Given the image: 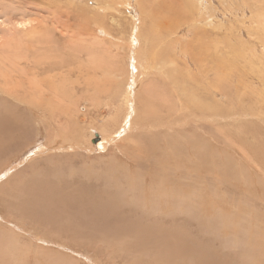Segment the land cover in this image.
Instances as JSON below:
<instances>
[{
  "label": "rangeland",
  "instance_id": "rangeland-1",
  "mask_svg": "<svg viewBox=\"0 0 264 264\" xmlns=\"http://www.w3.org/2000/svg\"><path fill=\"white\" fill-rule=\"evenodd\" d=\"M96 1L115 0H0V245L16 264H264V0H127L104 14ZM152 11L155 69L134 86L133 131L103 146L133 74L123 40ZM209 38L230 46L196 57ZM209 57L244 85L211 97Z\"/></svg>",
  "mask_w": 264,
  "mask_h": 264
},
{
  "label": "bare ground",
  "instance_id": "bare-ground-1",
  "mask_svg": "<svg viewBox=\"0 0 264 264\" xmlns=\"http://www.w3.org/2000/svg\"><path fill=\"white\" fill-rule=\"evenodd\" d=\"M198 1V2H197ZM199 1L200 0H191L190 2L193 4V8H194V10L199 6ZM203 1H205V0H203ZM202 1V2H203ZM241 1V0H240ZM249 1V0H248ZM261 1H263V0H261ZM97 3H95V5H93V6H98L97 8H94V10H95V12H97V13H100V14H104L105 12H108V10L110 9V10H113V11H117V12H119V9L121 8V7H125L126 5H127V0H115V1H112V2H110V3H108V4H103V3H101V2H99V1H96ZM145 2H147V0H137L136 1V5H137V3H145ZM188 2H189V0H188ZM187 2V3H188ZM198 3V4H195V3ZM243 2H244V0H243ZM246 2V1H245ZM190 4V3H189ZM139 5V4H138ZM158 6V5H157ZM169 6H171V5H169ZM243 6V11H245V7H246V4L244 3V5H242ZM250 6V5H249ZM260 8H261V6H259ZM119 8V9H118ZM141 8V7H140ZM159 8H161V7H159ZM159 8H158V10H159ZM167 8H168V6H167ZM260 8H257V9H259V10H257L256 11V13H257V15H258V18H260V19H257V21H255L254 23L256 24V28L257 29H259V31H263L264 30V12H262V11H264V10H260ZM138 9V8H137ZM151 9V8H150ZM175 9V8H174ZM203 9V8H202ZM209 9V8H208ZM207 9V10H208ZM263 9V8H262ZM162 10V9H161ZM183 10V9H182ZM190 10V9H189ZM189 10H187V8H186V10H185V12L186 11H189ZM126 11V10H125ZM160 11V10H159ZM163 11V10H162ZM142 12V11H141ZM205 12V11H204ZM126 13V12H125ZM143 13V12H142ZM145 13V12H144ZM143 13V14H144ZM147 13H148V10H147ZM156 12H154V11H152V13H149V15L146 17V14L145 15H139V17H140V24H139V30H137V33L136 34H133L132 33V30H130V33H129V35H128V37H127V39H124L123 41H125L126 42V49H127V51H128V55H129V66H130V68L131 69H133V74L132 75H130V73H131V70H129L128 71V73H127V82L125 83V85L123 86L124 87V89L121 91V93L119 94V99H120V101L121 102H119L120 104H121V112H123V114H122V116H121V118H120V121L119 122H117L118 124H115L114 126H113V129L112 130H110L111 131V133L110 134H108L107 136H102L103 137V146H104V143L107 141V142H109V141H113L114 139H113V136H116V139L117 138H119L120 137V135H127V134H129V132H131V131H133L132 130V125H133V123H132V121H133V118H131V117H133V116H135V113L138 111V109H137V107H136V105L134 104V96H135V94H134V92H135V87L134 86H136V81L138 80H141V79H143V78H146L148 75H149V71H150V69L153 67V69H155L154 67H155V58H154V48L158 45H156V41H155V39L157 38L156 37V33H158V31H157V28H158V26H156V24H155V21H156V14H155ZM158 13V12H157ZM165 13H167V11L165 12ZM172 13V12H171ZM200 13V12H199ZM215 13V12H214ZM114 13H110V17H113L114 18V15H113ZM193 14V13H192ZM207 14H210L209 13V11L207 12ZM165 15V14H164ZM163 15V16H164ZM173 15V14H172ZM171 15V16H172ZM189 15V14H188ZM212 15H213V13H212ZM162 16V15H161ZM23 17V16H22ZM175 17V16H174ZM192 17V16H191ZM202 17V16H201ZM215 17V16H214ZM163 18V17H162ZM162 18H161V20H162ZM193 18H194V16H193ZM160 19V18H159ZM163 19H167V18H163ZM150 20H151V22H150ZM160 20V21H161ZM168 20V19H167ZM192 20V19H191ZM194 20V19H193ZM213 20V19H212ZM253 20H255V18L253 19ZM10 21V20H9ZM114 21V20H113ZM159 21V22H160ZM164 21V20H163ZM168 21H170V20H168ZM204 21H206V20H204ZM203 21V22H204ZM132 22V21H131ZM147 22H149V24H147ZM169 23V22H168ZM176 23V22H175ZM195 23V22H194ZM207 23V22H206ZM131 24H133V22L131 23ZM193 24V23H192ZM210 24V27L212 28L213 27V25L214 26H216V24H213V22L211 23H209ZM95 25V24H94ZM129 25V24H128ZM218 25V24H217ZM143 26H145V28H146V30H147V32H146V34L144 35V33L142 32V29H141V27H143ZM170 26V25H169ZM191 27V26H190ZM164 28V27H163ZM198 28V27H197ZM217 28V27H216ZM256 28H255V30H256ZM97 30H99V29H101V30H103V28L102 27H99L98 26V28H96ZM165 29V28H164ZM214 29V28H213ZM162 30V29H161ZM169 30V29H168ZM211 30V29H210ZM219 30V29H218ZM253 30V29H252ZM254 30V31H255ZM21 31H23V30H21ZM25 31V30H24ZM32 31V30H31ZM104 31V30H103ZM170 31V30H169ZM211 31H213V30H211ZM9 32V31H8ZM135 32V31H134ZM166 32H168V31H166ZM221 32V31H220ZM106 33V32H105ZM251 33V32H250ZM25 34V33H24ZM170 34V33H169ZM214 34H216V31H215V33ZM254 34V33H253ZM171 35V34H170ZM205 35V34H204ZM218 35V34H217ZM172 36V35H171ZM171 36H168L169 38L171 37ZM216 36V35H215ZM208 37V36H207ZM206 38V37H205ZM215 38V37H214ZM236 38V37H235ZM29 39L31 40H33L34 41V36L33 37H29ZM158 39V38H157ZM9 40H10V38H9ZM246 40H248V39H246ZM8 41V40H7ZM16 41V40H15ZM19 41V40H18ZM207 41L208 42H206V44H202L201 42H199L198 44H197V46L195 47V53H194V55H196V57L198 56V54H205L206 55V57H208L207 55H208V53L209 52H212V54H218V55H220L221 54V47H220V45L222 46V48L223 49H225L226 50V48L228 49V47L230 46L229 45V43H227V41H226V39H223V41L221 42V43H219V44H217V45H215L214 44V41H213V43H212V40H211V38H209V40L207 39ZM226 41V42H225ZM10 42V41H9ZM20 42V41H19ZM203 42V41H202ZM219 42V41H218ZM152 43H155V46H152V45H150V44H152ZM215 43H217V42H215ZM264 42H262L261 44H263ZM11 44V43H10ZM9 44V45H10ZM212 44H213V47H212ZM6 45H8V44H6ZM115 45V44H114ZM150 45V46H149ZM149 46V47H148ZM115 47H120V46H118V44H117V46L115 45ZM124 47V46H123ZM122 47V48H123ZM148 47V48H147ZM174 48H175V46H174ZM174 48H172V50L175 52V50H174ZM6 49V48H5ZM5 49H3L2 51H5V53H6V50ZM7 49H12L13 51V55L11 54V56H12V60H14V61H12L13 63H17V65H18V61L20 60V58H19V54H20V52H19V49L18 48H16V46H13L12 44H11V46H8L7 47ZM117 49V48H116ZM119 49V48H118ZM147 49V50H146ZM212 50V51H211ZM230 50V49H229ZM0 52V58H4V53L3 52ZM148 51V52H147ZM174 52H172V53H174ZM7 54H8V52H7ZM156 54V53H155ZM175 54V53H174ZM190 54V53H189ZM210 54V53H209ZM227 54V53H226ZM158 55V54H157ZM204 55V56H205ZM202 56V55H201ZM211 56H213V55H211ZM249 56V55H248ZM169 57V56H168ZM176 57V56H175ZM175 57H173V59H175ZM195 57V56H194ZM203 57V56H202ZM254 57V56H253ZM156 58H157V56H156ZM170 58V57H169ZM210 58V57H209ZM251 59V58H250ZM259 59H261V58H259ZM171 61H172V58L170 59ZM219 60V59H218ZM174 61V60H173ZM175 61H176V59H175ZM178 62H179V60H177ZM205 60H201V62H199V63H202V66H200V71H201V69L203 70V68L205 69L204 71H202L201 73H202V76L204 77V81H200V83L201 84H203L204 86H207V88L209 87L210 89H212L211 91L212 92H210V90L208 89H205V91H207V92H209L210 93V96H211V93H213V94H215V90H216V92H222V93H224V91H228L227 89H230V87H231V85H228V83H227V79H226V76H229V71H228V69H226L227 67H229V66H227V64H226V59H224L223 58V60H219V63H218V61L217 60H215L214 58H210V60L208 61V62H204ZM248 62V61H247ZM255 62V61H254ZM3 63V62H2ZM150 63L152 64L151 66H150ZM177 63V62H176ZM184 63V62H183ZM187 63V62H186ZM4 64V63H3ZM89 64L92 66V68H93V70L95 71V69L97 70V68H101L102 66H100V64H99V62L97 61V57H95V56H91L90 58H89ZM249 64V63H248ZM12 66H14V64H11ZM21 65V64H20ZM178 65V64H177ZM199 65V64H198ZM184 66V65H183ZM207 68H206V67ZM247 66V65H246ZM259 66V65H258ZM7 67H9V66H7ZM15 67V66H14ZM160 67V66H159ZM174 67V66H173ZM188 67V66H187ZM247 67H249V66H247ZM10 68V67H9ZM8 68V69H9ZM15 68H17V67H15ZM249 68H251V67H249ZM248 68V69H249ZM253 68H254V66H253ZM11 69H13V68H11ZM225 70L224 72H220L219 70ZM23 70V69H22ZM263 70V69H262ZM18 71H19V69H18ZM48 71H49V69H48ZM117 71V70H116ZM50 72V71H49ZM130 72V73H129ZM160 71L158 70V73H159ZM218 72H220L219 74H218ZM9 73H10V71H9ZM115 73V72H114ZM163 74V73H162ZM240 74V73H239ZM7 75H8V73H7ZM6 75V76H7ZM211 75H212V78H214V79H216V78H220V80L219 79H216V81L214 82V79H211ZM244 75V74H243ZM0 76H2V75H0ZM5 76V75H4ZM9 76V75H8ZM117 77V75H114V77ZM197 76V75H196ZM12 77V76H11ZM159 78V77H158ZM189 78H191V83H193V82H195L196 80L198 81V79H195V75H193L192 74V76H190L189 75ZM229 78V77H228ZM253 78V77H252ZM257 78V77H256ZM262 78V77H261ZM185 79V78H184ZM230 79V78H229ZM149 80V79H148ZM259 80H261V79H259ZM129 81H130V84H129ZM150 81V80H149ZM214 82V83H213ZM242 82H244V81H242ZM5 83V82H4ZM60 83V82H59ZM253 83V82H252ZM92 84V83H91ZM200 84V85H201ZM244 85L243 83H240V84H238L237 83V85L238 86H240V85ZM36 85H38L39 87H37V88H41L40 86H42L41 84L39 85V84H37V83H35L34 84V86L36 87ZM94 85V84H93ZM112 85H114L112 82H110L109 84H108V86H109V88H110V86H112ZM118 85H120V84H118ZM236 85V84H235ZM232 86L231 88L233 89V91L234 92H236L237 91V87L238 86ZM5 86V85H4ZM122 86V85H121ZM131 88V90H133V94H132V97H131V99H129L128 98V95H130V93L128 92V88L129 87ZM138 86V85H137ZM151 86V85H150ZM203 86V87H204ZM246 86V85H245ZM6 87V86H5ZM46 87V86H45ZM4 88V87H3ZM32 88H34V87H32ZM42 88H43V86H42ZM117 88H118V86H117ZM261 88H262V86H261ZM263 88H264V85H263ZM152 89H154V88H152ZM41 90V89H40ZM176 90V89H175ZM153 91V90H152ZM230 91V90H229ZM184 92H187V91H184ZM233 92V93H234ZM243 93L244 91H241L240 90V93ZM246 92V91H245ZM157 93V90H156V92H155V94ZM190 93V92H189ZM188 93V94H189ZM238 93V92H237ZM34 94H36V93H34ZM144 94H146V98H148V97H150V96H152V94H151V90H150V88H149V86L147 87V88H144ZM186 94V93H185ZM207 94V93H206ZM217 94H219V93H217ZM235 94V93H234ZM12 95V94H11ZM116 95V94H115ZM170 95V94H169ZM239 95H241V94H239ZM259 95H260V93H259ZM114 96V95H113ZM125 96H126V98H125ZM194 96V95H193ZM213 96V95H212ZM211 96V97H212ZM221 96H223V97H225V95L224 94H222ZM257 96V95H256ZM262 96V95H261ZM167 97V96H166ZM176 97V96H175ZM241 97V96H240ZM114 98H116V96H114ZM165 98V97H164ZM168 98V97H167ZM261 98V100H262V97H260ZM240 99V98H239ZM194 100H195V102L197 103V105H199V106H201V107H199V108H201V109H203L204 108V105H203V103H205L204 101H203V103L200 101V98L198 99V96L197 95H195L194 96ZM31 102H33L32 100H31ZM233 102V101H232ZM240 102V101H239ZM259 102V101H258ZM257 102V103H258ZM262 102L264 103V101L262 100ZM34 103V102H33ZM165 103V102H164ZM35 105H37V104H35ZM148 105V104H147ZM256 105V104H255ZM215 106H217V105H213V106H209V105H206L205 107H207V108H209V109H206V110H215ZM228 107V106H227ZM233 107V106H232ZM217 110H218V113H219V109L217 108ZM227 111H228V109H227ZM261 111V110H260ZM214 114H216V112L214 113ZM145 115V114H144ZM236 115V114H235ZM248 115V114H247ZM225 116V115H224ZM228 116H230L229 114H228ZM239 116V115H238ZM243 115H241L240 117H242ZM207 117H209V116H207ZM214 117V116H213ZM226 117V116H225ZM205 118V117H204ZM215 118V117H214ZM132 119V120H131ZM217 119H218V117H217ZM234 119H235V117H234ZM202 121V120H201ZM217 121V120H216ZM223 121V120H222ZM123 122H125L126 123V129H124L123 127H122V124H123ZM200 122V121H199ZM202 122H204V121H202ZM169 123V122H168ZM8 124V123H7ZM211 124V123H210ZM164 126V125H163ZM135 129V128H134ZM153 130V129H152ZM5 132V131H4ZM123 137V136H122ZM123 139V138H122ZM95 143V142H94ZM150 162V161H149ZM0 180H1V178H0ZM18 207V206H17ZM4 246V245H3ZM12 257H13V254H10L8 251H6V250H4L3 248H2V246L0 245V264H1V262L3 261V264H16L14 261H13V259H12Z\"/></svg>",
  "mask_w": 264,
  "mask_h": 264
},
{
  "label": "water",
  "instance_id": "water-1",
  "mask_svg": "<svg viewBox=\"0 0 264 264\" xmlns=\"http://www.w3.org/2000/svg\"><path fill=\"white\" fill-rule=\"evenodd\" d=\"M97 140H98V138H96V139L93 141V143H94V142L96 143Z\"/></svg>",
  "mask_w": 264,
  "mask_h": 264
}]
</instances>
